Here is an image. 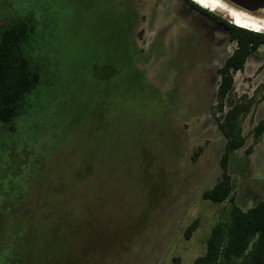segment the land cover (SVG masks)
Returning a JSON list of instances; mask_svg holds the SVG:
<instances>
[{"label":"rangeland","instance_id":"rangeland-1","mask_svg":"<svg viewBox=\"0 0 264 264\" xmlns=\"http://www.w3.org/2000/svg\"><path fill=\"white\" fill-rule=\"evenodd\" d=\"M134 3L144 56L136 65L146 79L129 61L101 84V39L122 27L110 17L130 3L0 0V27L33 14L26 51L43 64L25 112L12 129L0 124V264H171L173 255L190 264L226 213L229 200L202 192L221 174L216 70L236 42L184 0ZM210 11L233 22L229 8ZM233 95L252 100L236 150H249L246 169L232 173L246 208L264 195V132L253 135L264 116V43L234 74Z\"/></svg>","mask_w":264,"mask_h":264},{"label":"trees","instance_id":"trees-1","mask_svg":"<svg viewBox=\"0 0 264 264\" xmlns=\"http://www.w3.org/2000/svg\"><path fill=\"white\" fill-rule=\"evenodd\" d=\"M104 1L101 0V6ZM119 1L126 6L130 3L131 8H124L123 13L116 12L110 17L122 27L115 28L110 38L101 39V84H107L127 62L133 61L136 65L144 58L134 40L140 20L134 0ZM184 1L200 13L221 22L229 37L236 42L232 52L216 70L219 80L213 113L224 137L219 158L221 174L211 188L202 192L203 198L213 202L229 200V206L223 208L227 209L226 213L222 210L219 219L212 225L204 253L196 256L190 264H264V195L243 208L234 198L237 184L232 175L234 171L241 174L246 169L249 150L245 156L238 155L236 150L246 142L242 119L252 105L251 99L244 101L234 97V74L243 70L249 56L257 54L264 43V32L224 20L193 0ZM110 18L108 21H112ZM35 22L33 14L27 12L11 15L0 27V124H9L11 129L14 118L25 112L27 94L36 88L43 72L42 62L26 51L35 32ZM137 68V78L145 81V74ZM152 95L156 100L162 96L156 89ZM263 132L264 116L254 126V139L258 140ZM63 219L58 218V224L64 223ZM198 224V218L188 224L184 232L186 238L191 236ZM171 264H182L181 256L173 255Z\"/></svg>","mask_w":264,"mask_h":264},{"label":"bare ground","instance_id":"bare-ground-1","mask_svg":"<svg viewBox=\"0 0 264 264\" xmlns=\"http://www.w3.org/2000/svg\"><path fill=\"white\" fill-rule=\"evenodd\" d=\"M204 7H210V10L216 9L217 7L229 8L230 11L228 14L231 15V19L234 23L251 29H254L255 27H260L262 31H264V17L255 16L244 10L237 9L227 4L224 0H206V4ZM260 11L264 14V8L260 9ZM237 20H239V23H237Z\"/></svg>","mask_w":264,"mask_h":264},{"label":"water","instance_id":"water-1","mask_svg":"<svg viewBox=\"0 0 264 264\" xmlns=\"http://www.w3.org/2000/svg\"><path fill=\"white\" fill-rule=\"evenodd\" d=\"M227 2L247 11L257 12L264 8V0H226Z\"/></svg>","mask_w":264,"mask_h":264},{"label":"clouds","instance_id":"clouds-1","mask_svg":"<svg viewBox=\"0 0 264 264\" xmlns=\"http://www.w3.org/2000/svg\"><path fill=\"white\" fill-rule=\"evenodd\" d=\"M194 3H199V4H202V5H205L206 4V0H193ZM235 15V14H234ZM237 23H239V20H237ZM255 31L259 32L261 31L262 29L260 27H255L254 28Z\"/></svg>","mask_w":264,"mask_h":264}]
</instances>
